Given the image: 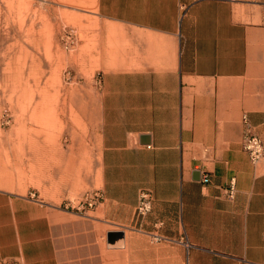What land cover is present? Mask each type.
I'll return each mask as SVG.
<instances>
[{
	"label": "crops",
	"instance_id": "0c3cea01",
	"mask_svg": "<svg viewBox=\"0 0 264 264\" xmlns=\"http://www.w3.org/2000/svg\"><path fill=\"white\" fill-rule=\"evenodd\" d=\"M92 3L93 90L61 99L97 142L101 199L41 212L0 171V264H264V161L243 149L247 128L264 142V0Z\"/></svg>",
	"mask_w": 264,
	"mask_h": 264
},
{
	"label": "rangeland",
	"instance_id": "374dc122",
	"mask_svg": "<svg viewBox=\"0 0 264 264\" xmlns=\"http://www.w3.org/2000/svg\"><path fill=\"white\" fill-rule=\"evenodd\" d=\"M88 11L92 0H0V171L41 212H76L82 196L99 188L97 142L89 131L69 130L75 100L61 99L93 90V70L76 67V32L82 39L95 21ZM50 92L57 98L46 100Z\"/></svg>",
	"mask_w": 264,
	"mask_h": 264
},
{
	"label": "built area",
	"instance_id": "2783aa9c",
	"mask_svg": "<svg viewBox=\"0 0 264 264\" xmlns=\"http://www.w3.org/2000/svg\"><path fill=\"white\" fill-rule=\"evenodd\" d=\"M73 35L72 32L64 35V44L66 50L72 47ZM246 122V117H245ZM243 149L249 155L251 162L256 165L264 161V142L259 137L250 133L249 129L245 133L243 139ZM201 182L209 184L211 182V175L207 171L201 172ZM236 192V181L233 179L227 189V196L233 200ZM101 199V194L98 190L86 192L78 202L75 210L77 213L82 214L93 209ZM152 211V194L150 191L142 190L140 192L139 202L136 206V217H146Z\"/></svg>",
	"mask_w": 264,
	"mask_h": 264
},
{
	"label": "bare ground",
	"instance_id": "6f19581e",
	"mask_svg": "<svg viewBox=\"0 0 264 264\" xmlns=\"http://www.w3.org/2000/svg\"><path fill=\"white\" fill-rule=\"evenodd\" d=\"M83 3H85V2H83ZM33 4V3H32ZM30 5H31V3H30ZM29 6V5H28ZM30 7V6H29ZM32 8V7H31ZM23 15H25V14H23ZM26 16V15H25ZM27 16H30V15H27ZM29 18V17H28ZM28 18L26 19L27 21H28ZM31 19V18H30ZM14 26V25H13ZM27 27V26H26ZM23 29H24V25H23ZM26 35H28V33L26 34ZM25 57H26V55H25ZM30 57V56H29ZM20 59V58H19ZM23 61H24V58H23ZM25 62H27V61H25ZM24 64V63H23ZM28 64V63H27ZM25 69V68H24ZM25 71V70H24ZM26 73V72H25ZM25 77V76H24ZM24 81V80H23ZM44 132V131H43ZM36 134V133H35ZM45 135V134H44ZM38 136V135H37ZM49 140V139H48ZM91 163V162H90Z\"/></svg>",
	"mask_w": 264,
	"mask_h": 264
},
{
	"label": "water",
	"instance_id": "95a60500",
	"mask_svg": "<svg viewBox=\"0 0 264 264\" xmlns=\"http://www.w3.org/2000/svg\"><path fill=\"white\" fill-rule=\"evenodd\" d=\"M199 175V174H198ZM200 177V176H199ZM199 177H196V179H198Z\"/></svg>",
	"mask_w": 264,
	"mask_h": 264
}]
</instances>
